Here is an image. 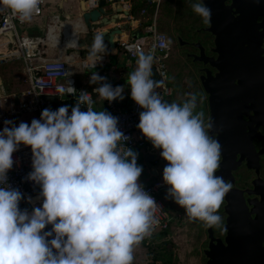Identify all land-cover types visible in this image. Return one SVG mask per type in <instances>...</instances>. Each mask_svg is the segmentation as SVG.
Returning a JSON list of instances; mask_svg holds the SVG:
<instances>
[{
    "label": "clouds",
    "instance_id": "obj_1",
    "mask_svg": "<svg viewBox=\"0 0 264 264\" xmlns=\"http://www.w3.org/2000/svg\"><path fill=\"white\" fill-rule=\"evenodd\" d=\"M41 0H0L21 23L40 12ZM193 11L209 23L211 9L202 0ZM108 46L105 34L93 36L88 58L96 68ZM152 54L140 52L128 73L131 99L143 109L137 128L168 163L163 181L166 198L184 209L205 228H223L217 214L232 185L217 175L221 145L207 129L197 97L189 93L182 103L167 102L156 91ZM91 84L102 101L123 100L124 86L113 87L92 72ZM71 85V83L69 82ZM76 89L59 92L75 95ZM81 91L75 106L45 108L29 125L5 120L0 131V264H133L134 251L152 235L160 205L140 182L139 153L128 147L119 120L92 107ZM202 102V101H201ZM82 106L87 111H82ZM126 142V147L120 142ZM21 145L32 150V171L27 180L39 186L42 206L21 209L24 194L8 183L13 154ZM27 203L33 198L27 196ZM51 225L50 231H45ZM51 238V239H50Z\"/></svg>",
    "mask_w": 264,
    "mask_h": 264
},
{
    "label": "flooded vegetation",
    "instance_id": "obj_2",
    "mask_svg": "<svg viewBox=\"0 0 264 264\" xmlns=\"http://www.w3.org/2000/svg\"><path fill=\"white\" fill-rule=\"evenodd\" d=\"M207 2L209 23L197 15V28L176 36L172 64L191 79L186 87H195L207 124L215 114L207 131L221 145L220 163H236L225 178L231 202L225 195L217 212L223 228L212 227L225 245L232 238L233 255L218 263L264 264V0Z\"/></svg>",
    "mask_w": 264,
    "mask_h": 264
},
{
    "label": "built area",
    "instance_id": "obj_3",
    "mask_svg": "<svg viewBox=\"0 0 264 264\" xmlns=\"http://www.w3.org/2000/svg\"><path fill=\"white\" fill-rule=\"evenodd\" d=\"M146 8L141 14L147 13V9H154V16L151 25L149 26V37L145 39H121L118 42V47L126 54L129 60H137L140 52L152 54L154 56L153 67H156L160 76V90L163 91V99L169 101L174 94L173 86L169 82L168 75V60L171 57L172 49L169 43L168 35L161 31L158 24V12L160 11L163 0H145ZM99 2V1H97ZM124 11L128 12L127 18L132 20L130 12L133 9L132 0H120ZM44 0L40 3V12L33 18L40 17L44 13ZM97 4L95 5V7ZM132 22V21H131ZM28 22L21 23L19 19L12 15L9 10L0 11V62L21 61L24 64V72L26 76L27 88L21 92L19 96L7 94L2 86H0V129L4 127L5 120L15 121L21 116L34 115L37 119L40 118L42 110L53 107L51 101L44 99V96H56L57 101H66L69 98H74L80 95L81 91L88 92L89 99L93 102L92 107L95 109V100L93 92L88 89L76 86L75 76L71 73L69 60H64L62 57L43 61L37 64L40 46L45 44V40L40 37H32L23 33V27ZM52 38V35L49 36ZM106 60V55L98 62L102 64ZM87 66V64H86ZM85 64L84 68H87ZM71 83V85L69 84ZM70 86L76 89L75 95H69L66 92L61 93L59 89L63 87L68 89ZM82 111H87L86 106H82ZM143 111L134 101L131 109L128 111H111L110 113L119 120L118 127L129 137L127 141L128 147L134 151H146L150 141L147 140L142 132L137 128L139 123V113ZM71 114V109L69 110ZM125 147L126 142H120ZM14 165L8 172V183L20 190L25 199L21 201L20 208L32 210L33 206H42V200L36 199L40 192L39 186L28 181L27 175L32 171V150L30 146H21L18 151L13 154ZM145 190L154 197L160 208L156 213L159 220L158 226L155 227L152 235L146 238L149 241L155 234L163 231H168L171 227V222L174 216L167 213L164 209L162 195L168 190V186L163 179H156L155 182L143 185ZM27 196L33 198V204L27 203ZM51 225H48L45 231L51 230ZM51 239V238H50Z\"/></svg>",
    "mask_w": 264,
    "mask_h": 264
},
{
    "label": "crops",
    "instance_id": "obj_4",
    "mask_svg": "<svg viewBox=\"0 0 264 264\" xmlns=\"http://www.w3.org/2000/svg\"><path fill=\"white\" fill-rule=\"evenodd\" d=\"M44 2L43 15L33 18L23 28L24 34L32 37H40L45 40V44L38 48L40 50L37 64L62 57L64 60H69L70 70L74 76L81 75L85 72L89 73V70L94 68L91 67L93 61L88 58L91 42L87 39L89 29L82 17V0H44ZM129 14L132 16V20H129L124 14H120V19L116 24L103 28H99V25L95 26L94 32L123 28L121 36L118 35L116 37V48H111L109 42L105 41L108 46L106 60L99 67L106 68L103 76L107 78L108 83L113 87L124 86L125 88L123 93L125 98L122 101L119 99L113 102H108L106 100L102 101L95 93L96 96H94V100L96 111H128L134 104V101L131 99L130 86L127 84V75L135 69L136 61L127 58L126 54L118 47V42L121 39L141 40L148 38V28L152 23L153 17H144L142 14L133 15L132 11ZM127 24L129 27L125 29L124 26ZM145 34H147L148 37L145 36ZM50 35H52V38L49 37ZM84 41H86L84 44L85 46H82V42ZM1 51L2 48H0V52ZM19 63H15V61L0 62V86H2L4 91L9 95L19 96L21 92L27 88L24 64L21 61H19ZM84 64L85 66L87 64V68L83 67ZM99 67L98 65L96 66V68ZM90 77L91 75H89V78H85L84 84H88ZM92 85L93 84H89L90 87ZM30 116L36 117L34 115ZM20 122H24L21 117L15 121L17 126ZM138 153L141 160V157L144 158L146 151H140ZM158 158L160 161H164L160 156V152L157 151L156 164L159 163ZM142 163L144 166L147 165L146 167L151 169L154 176L157 175L153 169L154 166H149L145 163V160ZM155 166L157 168V173L161 175L162 168L157 167V165ZM150 181L142 184L148 185L155 182Z\"/></svg>",
    "mask_w": 264,
    "mask_h": 264
},
{
    "label": "rangeland",
    "instance_id": "obj_5",
    "mask_svg": "<svg viewBox=\"0 0 264 264\" xmlns=\"http://www.w3.org/2000/svg\"><path fill=\"white\" fill-rule=\"evenodd\" d=\"M172 4H174V7L162 30L169 37V46L174 49L177 45L176 36L180 34L178 29L188 24L191 25V30H195L197 28V15L193 14V18L190 17L184 19L188 14V7L185 5L186 0H173ZM145 36L148 37L147 34H145ZM173 55L174 50L168 60L169 82L174 90V94L169 102L182 103L188 98L189 93H193L192 90H194L195 87L192 90L186 87L187 84L185 83V80L190 81L191 79L189 77L186 78V75H183L181 69L172 64ZM15 63H19V61H15ZM199 108L198 102L197 111H199ZM21 118H23L24 122L29 125L34 118L37 119L36 117L25 114L21 116ZM158 160L159 163L157 164V167H161L162 172L160 173L161 175L156 177L153 175L151 169L146 167L147 165L144 166L140 157H138V164L143 167V172L140 177L141 183L150 180V182H153L156 181V179H163V169L168 162L166 160L160 161L159 158ZM166 195L167 191L162 195L163 204L165 206L164 209L174 216V220L171 222V227L167 231L168 236L162 237L159 234L149 245L143 241L134 251L135 258L133 264H164L163 261L159 260L162 254H164L163 257L165 259H168L169 255H172V261L167 262L166 264H206L204 251L208 248V229L210 227L205 228L201 221L190 220L185 214L184 209L177 205L173 200L166 198ZM164 247L165 249H163Z\"/></svg>",
    "mask_w": 264,
    "mask_h": 264
},
{
    "label": "water",
    "instance_id": "obj_6",
    "mask_svg": "<svg viewBox=\"0 0 264 264\" xmlns=\"http://www.w3.org/2000/svg\"><path fill=\"white\" fill-rule=\"evenodd\" d=\"M205 2V5L211 9L210 4L207 2V0H203ZM97 6L95 7V5ZM81 8L83 10V20L85 24L87 25L89 29L88 34V41L92 43L93 36L97 33H104L105 34V41L109 42V45L111 48H116V37L118 35L121 36L123 28H114L112 30H104L102 32H94L95 26L99 25V28L108 27L112 24H116L118 20L120 19V14H125L128 16V12L124 11L123 5L120 3V0H99L97 2L96 0H82ZM211 17V16H210ZM129 25L127 24L124 26V28H128ZM213 28L211 27L209 29V32H213ZM86 41L82 42V46H85ZM153 79L160 81V76L158 69L156 67H153ZM158 91L162 98H163V91L160 90V85L156 89ZM208 91V88H207ZM44 99L47 101H51L53 104V107L57 109V99L56 96H44ZM215 114L213 113V120H214ZM213 120L211 122V127L209 129V132L213 134L214 132V125ZM17 121V119H15ZM160 152L161 150H157L153 147L152 144H149L146 148V154L144 155V160L146 164H152L156 161V153ZM239 163V162H238ZM236 168V163L232 160L227 159L224 157L222 162L220 163V167L217 170V175L223 176L225 179L228 175L231 174L232 169ZM156 174L157 168L156 166L153 167ZM226 181V180H225ZM230 194L231 191H229L227 195V200L231 202L230 200ZM228 209V207H226ZM228 211V210H227ZM230 223V218L228 219ZM208 241L209 246L208 249L205 250V255L208 259L207 264H219L218 258L224 257L226 254L233 255L232 249L234 248L233 240L230 236L225 239L228 243V246L225 245L221 240H216L213 235V229L210 227L208 229ZM218 242V245L216 244Z\"/></svg>",
    "mask_w": 264,
    "mask_h": 264
},
{
    "label": "trees",
    "instance_id": "obj_7",
    "mask_svg": "<svg viewBox=\"0 0 264 264\" xmlns=\"http://www.w3.org/2000/svg\"><path fill=\"white\" fill-rule=\"evenodd\" d=\"M194 2H197V1L196 0H186V4L185 5H187V7H188V12H187L188 14H187V16L184 19H188L190 17L193 18L194 17L193 14L197 15L193 11V9L191 7V4L194 3ZM132 3H133V9H132V14L133 15L134 14H141L142 11L146 8V1L145 0H132ZM172 3H173V0H163L162 3H161V7H160L161 11L159 12L160 14H159V19H158L159 28H160L161 31H163L162 28H164V26L166 24V21H167V18L171 14L172 9L174 7V4H172ZM153 12H154V9L149 8V9H147V13L142 14V15H144V17H153L154 16ZM197 22H198V16H197ZM148 23H150V22H148ZM190 27H191V25L186 24L182 28H179L178 31L182 35H184V34L189 35V33H191V31H192L191 30L192 28H190ZM101 65L102 64H99L98 67L101 66ZM94 71L95 72H98L99 75L103 76L104 73H105V71H106V68H100L99 67V68H95V69L89 70V73L88 72H85V73H83L81 75H77V76H75V81H76V86L78 88H81V87H84L85 88L86 87V89H88L89 91L93 92L94 96H96V94H95V92L93 90L98 85H94L93 84L90 87L89 86V84H91L89 82L90 79L88 81V84H84L85 78H87V77L89 78V75H91V73L94 72ZM167 102H169V101H167ZM65 105L69 106V110H70L71 107H73L75 105L74 98H69V99H67L66 101H63V102L62 101H57V109L59 107H61V106H65ZM136 152H140V151H136ZM141 161L144 162V158L143 157H141ZM156 163L157 162L155 161L152 164H149V166H151V167L152 166H155V165H157ZM158 175L159 174H157L156 177H158ZM167 213L170 214L169 212H167ZM159 234L162 237L168 236L167 231H163L161 233L155 234L149 241L144 240V243H146L147 245L151 244L152 241L154 240V238L157 235H159ZM163 249H165V247ZM163 255L164 254L161 255V257L159 258V260L163 261L164 264H166L167 262H171L172 261V255H169L168 259H165L163 257Z\"/></svg>",
    "mask_w": 264,
    "mask_h": 264
}]
</instances>
